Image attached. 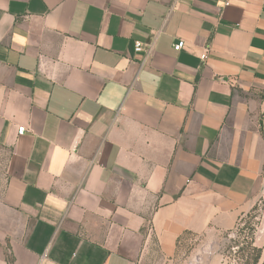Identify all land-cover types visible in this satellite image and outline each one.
<instances>
[{"label": "crops", "instance_id": "1", "mask_svg": "<svg viewBox=\"0 0 264 264\" xmlns=\"http://www.w3.org/2000/svg\"><path fill=\"white\" fill-rule=\"evenodd\" d=\"M261 118L264 0H0V264L264 247Z\"/></svg>", "mask_w": 264, "mask_h": 264}, {"label": "rangeland", "instance_id": "2", "mask_svg": "<svg viewBox=\"0 0 264 264\" xmlns=\"http://www.w3.org/2000/svg\"><path fill=\"white\" fill-rule=\"evenodd\" d=\"M260 128L264 134V118H261ZM258 208L244 217L232 232L216 233L209 238L184 236L177 255L189 262L193 259L197 264H254L259 255L256 264H264V247L259 248L255 244L254 236L260 214V206ZM4 257L9 264L12 263L6 251Z\"/></svg>", "mask_w": 264, "mask_h": 264}, {"label": "built area", "instance_id": "3", "mask_svg": "<svg viewBox=\"0 0 264 264\" xmlns=\"http://www.w3.org/2000/svg\"><path fill=\"white\" fill-rule=\"evenodd\" d=\"M181 46H182L181 44L175 45V46H174V49H175V50H179V49L181 48ZM151 48H152V45L149 46V48H148V52L151 51ZM141 50H142V45H141V43H139V42H135V51H136V52H140ZM203 58H204V56H203ZM23 131H24L23 128H19V129H18V134H22Z\"/></svg>", "mask_w": 264, "mask_h": 264}, {"label": "trees", "instance_id": "4", "mask_svg": "<svg viewBox=\"0 0 264 264\" xmlns=\"http://www.w3.org/2000/svg\"><path fill=\"white\" fill-rule=\"evenodd\" d=\"M259 208H258V206H255L253 209H252V211L247 215V216H249V215H251L252 213H254L255 211H257ZM254 217H256V216H254ZM255 251H258V252H260L259 251V249H255ZM259 259V255L256 257V259L254 260L255 262H254V264H256L257 263V260Z\"/></svg>", "mask_w": 264, "mask_h": 264}]
</instances>
